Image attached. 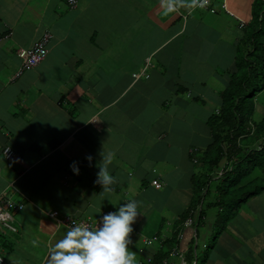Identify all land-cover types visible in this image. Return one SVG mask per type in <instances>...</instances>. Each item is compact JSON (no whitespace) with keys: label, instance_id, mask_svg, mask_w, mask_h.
I'll return each mask as SVG.
<instances>
[{"label":"crops","instance_id":"1","mask_svg":"<svg viewBox=\"0 0 264 264\" xmlns=\"http://www.w3.org/2000/svg\"><path fill=\"white\" fill-rule=\"evenodd\" d=\"M257 1L166 12L160 0H0V198L22 204L4 206L17 232L0 233V264H47L69 229L61 219H95L131 200L136 264L174 248L184 264H264V190L223 228L221 206L208 212L217 200L204 207L210 191L200 195L203 176L211 189L234 161L210 171L202 157L223 93L245 77ZM47 32L45 59L15 76L18 49ZM102 152L114 153L118 181L106 193L96 183ZM155 236L170 241L147 245Z\"/></svg>","mask_w":264,"mask_h":264},{"label":"trees","instance_id":"2","mask_svg":"<svg viewBox=\"0 0 264 264\" xmlns=\"http://www.w3.org/2000/svg\"><path fill=\"white\" fill-rule=\"evenodd\" d=\"M254 6V19L258 24L250 37L252 41L247 43L251 47L250 57L244 65L245 77L243 80L232 82L223 93L220 114L213 121V143L202 157L203 164L210 171L217 168L224 156L234 159L230 169L222 173L219 177L220 183L214 187L217 200L214 205L221 206L222 210L216 219L219 228L225 226L242 202L264 190V185H261L254 186L256 188L252 191H245L255 180L261 179L264 182V114L260 121L252 122L255 110L253 100L264 90V0H258ZM246 136L251 137L252 146L239 148L238 142ZM239 153L242 154L241 157H238ZM256 167L261 171V175L247 180V175ZM204 176L201 182V197L203 192L210 191L207 186L209 178ZM178 235L179 233L174 231L169 239L175 242ZM170 240L166 237L164 242ZM166 254L167 252L161 255V260L169 257V254Z\"/></svg>","mask_w":264,"mask_h":264},{"label":"clouds","instance_id":"3","mask_svg":"<svg viewBox=\"0 0 264 264\" xmlns=\"http://www.w3.org/2000/svg\"><path fill=\"white\" fill-rule=\"evenodd\" d=\"M166 12H175L179 7L204 8L208 0H160ZM102 155L97 165L96 183L101 185L103 193L112 191L117 178L110 174L109 165L114 153ZM86 159L91 166L92 157ZM75 174L79 169L75 163L71 166ZM139 202L131 200L117 211L102 216L96 227L84 223L73 224L66 234L49 249L47 264H136V252L130 250L133 242L130 238L134 231L132 225L140 213ZM59 223V222H58ZM36 242L33 241V246Z\"/></svg>","mask_w":264,"mask_h":264},{"label":"built area","instance_id":"4","mask_svg":"<svg viewBox=\"0 0 264 264\" xmlns=\"http://www.w3.org/2000/svg\"><path fill=\"white\" fill-rule=\"evenodd\" d=\"M210 0H208L207 5L209 4ZM68 3L71 7H74L76 5V0H68ZM206 5V6H207ZM205 6V7H206ZM211 12H214L210 9ZM51 34L50 33H44L40 40L31 48H20L17 51V57L20 59V66L18 71L16 72L15 76H19V74L23 70L31 69L36 66H38L47 56L48 54V44L51 40ZM5 157L7 159H10L12 157V151L8 148L4 149ZM159 185H156V187ZM13 206L15 208H22V204H13L11 201L7 198L4 199L3 197L0 198V233H16L17 232V226L16 222L13 218V215L10 213L9 210H7L4 206ZM107 214L106 212H103L100 214L99 217L95 219H76V218H69L66 217L65 219H61V223H65L68 228L71 227L73 224L78 223H84L91 227H96L99 220L102 219V216ZM55 216V215H53ZM193 220L191 218H187L184 221L185 226L191 225ZM160 239L161 241H164L165 237H155L154 239H149L146 241V244H151L152 242ZM175 260L180 261L181 264L185 263L183 254H180L178 250L175 248L172 249L169 253V257L166 259L161 260L158 264H175ZM3 258L0 255V263H2ZM152 257L146 258V263L151 264Z\"/></svg>","mask_w":264,"mask_h":264},{"label":"rangeland","instance_id":"5","mask_svg":"<svg viewBox=\"0 0 264 264\" xmlns=\"http://www.w3.org/2000/svg\"><path fill=\"white\" fill-rule=\"evenodd\" d=\"M261 1H263V0H261ZM63 6V5H62ZM61 6V7H62ZM63 11V10H62ZM65 14H62L61 15V17H63ZM242 72L239 70L235 75L236 76H238V75H240ZM242 76V75H241ZM257 97L254 99L255 100V103L257 104V106H256V110H257V112H255L254 113V115H253V120L254 121H258V119L260 118V113L259 112H264L262 109H261V107H264V94L263 95H260V94H257L256 95ZM251 125V124H250ZM252 142V140H251V138H246V139H244V140H242L241 141V145L244 147L246 144L247 145H249L250 143ZM238 156L239 157H241V154L239 153L238 154ZM259 172V173H258ZM261 171L258 169V167H256L255 168V170L254 171H251L250 172V174L249 175H247V180H251V179H253L254 177L256 178V177H259L260 175H261V173H260ZM261 178H262V176H261ZM261 185H264V182L263 181H261V179L260 180H255L253 183H251L249 186H247L246 188H245V191H252V190H254L256 187H259V186H261ZM254 186H256L255 188H254ZM215 191H214V183L212 184V186H211V189H210V193H209V195H208V198L206 199V200H204V207L206 206V204L207 203H209V202H212V203H214V201L213 200H215ZM10 211L11 212H13V210L12 209H10ZM215 211H218V208H217V206H211V208L209 209V213H213V212H215ZM171 224V223H170ZM166 230H168L169 229V227H166L165 228ZM170 229H171V227H170ZM156 237V236H155ZM155 242V241H154ZM153 242V243H154ZM147 245H149V244H147ZM152 245V244H151Z\"/></svg>","mask_w":264,"mask_h":264}]
</instances>
